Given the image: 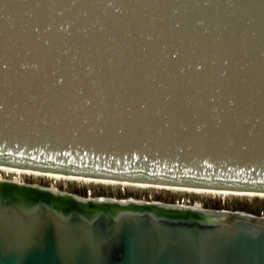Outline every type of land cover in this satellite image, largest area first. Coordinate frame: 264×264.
<instances>
[{"label":"water","instance_id":"obj_1","mask_svg":"<svg viewBox=\"0 0 264 264\" xmlns=\"http://www.w3.org/2000/svg\"><path fill=\"white\" fill-rule=\"evenodd\" d=\"M0 166L264 195V0H0ZM6 182L0 264H264V215Z\"/></svg>","mask_w":264,"mask_h":264},{"label":"rangeland","instance_id":"obj_2","mask_svg":"<svg viewBox=\"0 0 264 264\" xmlns=\"http://www.w3.org/2000/svg\"><path fill=\"white\" fill-rule=\"evenodd\" d=\"M2 173L3 172H0L2 177L14 178V174L12 173ZM17 178L19 181L25 183H35L41 186L54 185L53 187L57 189L59 188L58 190L60 191L74 193L82 197H86L88 194L92 197H113L118 199L131 197L145 201H159L173 204L185 203L184 205L194 204L206 209H225L230 211H243L258 216L264 215V197L259 195H244V197L243 195L237 196V194H197L183 190H166L163 188H137V186L124 187L120 185H104L105 183H92L77 180H56L28 174H21L20 176H17Z\"/></svg>","mask_w":264,"mask_h":264},{"label":"bare ground","instance_id":"obj_3","mask_svg":"<svg viewBox=\"0 0 264 264\" xmlns=\"http://www.w3.org/2000/svg\"><path fill=\"white\" fill-rule=\"evenodd\" d=\"M0 172L14 174V178H11L10 177L11 179L8 178V177L7 178L6 177H2L0 175V181L3 182L4 184H7L6 180H10V181L11 180H14L15 182H17L19 184H25V182L19 181L18 178H17V176H20L21 174H28V175H36L37 177L38 176L48 177V178H52V179H56V180H58V179H63V180H77V181L92 182V183L93 182H96V183H105L104 185L111 184V185H120V186H124V187H127V186H135L136 187L137 186V188L138 187H147V188H155V189L156 188H163V189H166V190L167 189H170V190H183V191H187V192H191V193H197V194H211V195L212 194H216V195L217 194H220V195H226V194H232V195H234V194H237V196L238 195H243V196L244 195H254V194H250V193L220 192V191H210V190H204V189L165 188V187H161V186H154V185H147V184H137V183H129V182H119V181H114V180H98V179L84 178V177H79V176H70V175H64V174H58V173H47V172H40V171H34V170H24V169L11 168V167H5V166H0ZM53 186H51L52 189H54V190H58L59 189V188L57 189V188H55ZM183 191H181V192H183ZM65 193H68V192H65ZM72 194H74V193H72ZM89 195L90 194H88V196H86V197L96 198V197H92V196H89ZM258 195L264 197V195H261V194H258ZM77 196H79V195H77ZM79 197H82V196H79ZM59 198L61 199L60 196H59ZM104 198H113V197H104ZM114 199H118V198H114ZM137 200H141V199H137ZM101 201L105 202L106 199H101ZM143 201H145V200H143ZM149 202H151V201H149ZM178 204H180V203H178ZM195 206H199V205H195Z\"/></svg>","mask_w":264,"mask_h":264}]
</instances>
